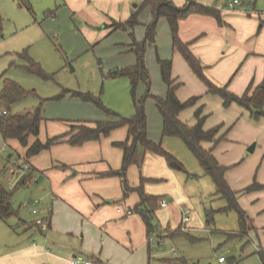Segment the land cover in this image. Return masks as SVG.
Instances as JSON below:
<instances>
[{"label":"crops","instance_id":"1","mask_svg":"<svg viewBox=\"0 0 264 264\" xmlns=\"http://www.w3.org/2000/svg\"><path fill=\"white\" fill-rule=\"evenodd\" d=\"M166 1L177 8H184L188 2ZM191 1L213 9L221 18L219 21L210 15L190 14L178 22L179 39L189 45V50L201 62L206 78L239 97L246 93L251 95L258 87H264V0H241L243 6L237 9L228 6L230 0ZM65 3L70 10L78 11L80 7L89 11L91 20L96 23H123L139 11L140 24L124 31L129 41L132 42L134 38L138 43L145 40L147 27L155 21L157 7L156 3L138 0H65ZM111 30L119 32L114 28ZM146 54L150 60L149 71L153 82L162 81L164 86L161 94L155 92L156 97L165 98L167 94L158 58L171 60L172 78L180 84L178 99L186 102L201 97L200 102L183 112L180 119L189 126H195V114L201 109L202 116L206 118V131L220 127L217 140H221L216 144H204V148L211 150L219 165L227 170L225 179L236 193L237 203L251 227L248 229L247 224L246 234H242L252 236L258 253L264 251V118L256 120L249 110L238 104L225 108L220 96L208 94L206 84L174 48L171 25L166 17L157 18L155 44L147 45ZM116 73L114 76L118 77ZM161 122L163 120L158 121L157 137L161 135ZM34 140L31 139V143ZM94 143L88 142L78 147L84 151L85 157L90 158L84 161L87 165L82 167V175L78 172L74 174L81 176L79 182L62 184L54 173H50L52 181L27 160L33 170L32 176L26 177L30 173L22 169L15 172L17 182L10 185L14 189L31 187V196L41 201L40 208L48 217V231H41L34 223L20 221L23 230L33 239L30 245L2 253L0 264H70L74 259H92L105 264H145L149 225L137 210L142 206V198L134 194L124 200L118 198L120 195L114 198V191L109 188L118 186V183L102 181L99 174L103 171L96 172L99 166L89 162L92 152L98 153L96 149L101 148L103 142H96L97 146ZM252 147L253 152H250ZM141 170L145 194L154 197L161 195L169 201L166 207L160 204L153 211V219L159 221V227H178L177 230L181 229L187 235L196 231L197 215L188 208V202L196 188L194 182L207 177L203 169L192 175L185 172L189 178L185 182L172 172L164 159L147 154ZM32 178L35 182L26 184ZM255 184L262 189L246 191ZM114 199L120 200L116 206ZM144 209L145 206H142L141 211ZM128 212L132 214L128 215ZM187 212L191 219L185 223L183 217ZM176 231L173 235L179 236L175 234Z\"/></svg>","mask_w":264,"mask_h":264},{"label":"rangeland","instance_id":"2","mask_svg":"<svg viewBox=\"0 0 264 264\" xmlns=\"http://www.w3.org/2000/svg\"><path fill=\"white\" fill-rule=\"evenodd\" d=\"M114 25V22L92 21L89 11L80 7L78 11L70 10L65 0H0V92L4 80L8 79L31 93L14 104L10 113L24 115L42 105L45 121L39 140L46 143L48 139L71 132L73 126L94 128L97 122L114 121L105 109L121 117L132 118L136 114V102L144 100L149 93L151 97L144 101L149 139L161 144L189 175L196 174L195 171H201L200 164L181 140L163 139V124L161 135L157 137L158 121L163 119L153 97H156L155 92L161 94L164 86L162 81L153 82L148 55L145 53L144 61L150 86L140 83L133 92L128 78L114 76V72L138 63L137 55L126 46L132 43L128 35L122 30L112 32ZM29 59L40 67L45 76L27 70L31 68ZM79 93L91 95L94 100L86 101L77 95ZM3 111L0 106V118ZM128 139L127 128L115 130L109 137L101 139V148L96 149L98 153L92 152L89 161L91 165L99 166L96 172L103 171L99 174L102 181L118 183L109 189L114 191V198L120 195L118 198L121 200L132 194L140 197L138 189L144 192L145 184L140 177L142 167L135 165L126 172L129 192L119 177L109 176L112 171H120L123 165L124 152L114 144ZM3 147H6L4 152L1 151ZM17 153L26 157V150L18 142L5 143L0 135V184L13 193L12 204L19 213L6 223L0 220V255L18 246L30 245L33 238L23 230L20 221L32 224L37 219L30 211L20 208L25 201L34 200L31 187L14 189L10 185L15 184L18 178L8 174L14 161L20 160ZM10 155L12 159L8 158ZM86 159L90 158L84 156L83 150L62 142L28 161L51 180L50 173H54L60 183L69 185L70 182H79L81 176L74 174L82 175ZM172 172L185 182L189 179L185 172ZM203 179L194 182L196 188L188 202V208L197 215V230L189 235L176 236L173 233L178 227H159V221L154 218L148 231L145 264H261L252 236L242 234L250 224L241 222L235 211L219 212L227 203L216 194L212 179L209 176ZM158 196L160 202L168 204V199ZM119 199H114V206ZM208 211H217L210 225L206 223ZM220 258L225 262L220 263Z\"/></svg>","mask_w":264,"mask_h":264},{"label":"trees","instance_id":"3","mask_svg":"<svg viewBox=\"0 0 264 264\" xmlns=\"http://www.w3.org/2000/svg\"><path fill=\"white\" fill-rule=\"evenodd\" d=\"M150 2L157 4L155 21L147 27L146 38L143 42L138 43L133 38L132 43L129 45L131 47L130 52H134L137 55L138 63L135 66L118 70L115 75L128 78L131 81L133 92L136 91L140 83H145L147 86H150L151 80L144 57L147 45L155 44L156 20L163 16L170 22L174 48L182 54L192 71L206 84L208 94L220 96L224 101L225 108H229L232 104H238L249 110L256 120L264 118V87H258L251 95L246 93L242 97L229 92L226 87L223 89L217 87L206 78L201 62L189 50V45L184 44L179 39L178 22L180 19L190 14H203L214 16L217 20L221 21L220 15L211 8L194 3L186 5L184 8H177L173 3L166 0ZM138 17L139 11H136L129 20L123 23H115L113 28L122 31L132 29L140 24ZM29 61L31 62V68H27L28 71L45 76L37 64L30 59ZM158 65L162 80L167 87L165 98L153 97L157 110L163 119V137L181 140L198 160L204 174L209 176L215 184L216 194L227 202V206L219 212L235 211L238 213L241 222L246 224L247 217L237 203L236 193L230 189L225 179L227 170L219 165L211 150L208 151L204 148V144H216L221 140H217L220 127L206 131L204 129L206 118L202 116L201 109L195 114L197 119L195 126H189L184 123L180 119L181 114L186 110L194 108L200 102L201 97H194L186 102H181L177 97V90L180 84H177L172 78V61L158 58ZM30 94L18 84L8 79L4 80L3 88L0 92V106L7 112L6 115H2L0 118V135L5 142L16 141L20 144L26 150L27 158L25 157V160L28 161V159L38 156L55 144L66 142L71 146L79 147L88 142H98L103 137L110 136L112 132L120 128H127L129 139L126 142L114 144L124 152L122 169L109 173V176L119 177L122 180L126 192L131 190L126 176L128 168L133 165L141 168L147 154L163 157L171 170L186 172L184 166L174 156L166 152L161 144H157L149 139L148 122L144 108V101L151 97L149 93L144 97V100L136 102V114L132 118H124L105 109L106 114L112 117L114 121L97 122L94 128L85 125L73 126L71 132L48 139L46 143H42L39 140L41 127L45 121L42 105L36 110L24 115H12L10 113L11 107L14 104ZM77 95L82 96L86 101L94 100V97H91V95H83L80 93ZM96 104L104 109L100 103L97 102ZM31 139H35L34 142L31 143ZM32 173L26 177L32 176ZM142 182H144V179ZM259 189H262V187L255 184L246 189V191L252 192ZM138 190L142 198L141 204L146 209L141 211L142 206H139L137 210L144 216L149 225L148 230H150L152 227L153 211L158 208L161 198L147 196L141 188ZM12 198L13 193L0 184V220L5 223L12 217L18 215V212L13 207ZM216 212H207L206 223L208 225L214 221L212 216ZM246 230L243 233L244 235L246 234ZM175 234H179V236L187 235L182 233L181 229L177 230ZM258 254L262 264H264V251H260Z\"/></svg>","mask_w":264,"mask_h":264},{"label":"built area","instance_id":"4","mask_svg":"<svg viewBox=\"0 0 264 264\" xmlns=\"http://www.w3.org/2000/svg\"><path fill=\"white\" fill-rule=\"evenodd\" d=\"M126 1H132V0H126ZM138 1H157V0H138ZM194 3L191 0H188L187 5ZM228 6L231 9H237L243 6V3L241 0H230ZM7 112L3 111L2 115H6ZM6 150V147L2 148V152ZM18 169H22L26 173H32L33 170L31 166L26 162L25 158L20 157V160L16 159L14 161V164L11 168L8 170V174L14 175L15 172ZM35 179H29L26 184H31ZM162 207H166V202L162 201L161 203ZM41 201L40 200H31V201H25L21 204V208L30 211L35 217H37L36 221L34 222L35 226L39 228L41 231H48V217L47 215L43 214V210L40 208ZM131 212H128V215H131ZM189 212L186 213V215L183 217V221L189 222L191 217L188 215ZM219 262H225L224 258H220ZM70 264H105L103 262H98L92 259H74L70 262Z\"/></svg>","mask_w":264,"mask_h":264},{"label":"water","instance_id":"5","mask_svg":"<svg viewBox=\"0 0 264 264\" xmlns=\"http://www.w3.org/2000/svg\"><path fill=\"white\" fill-rule=\"evenodd\" d=\"M253 148H254V147H252L249 151H250V152H253ZM9 158H10V156H9Z\"/></svg>","mask_w":264,"mask_h":264}]
</instances>
